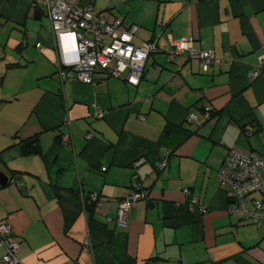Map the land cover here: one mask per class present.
<instances>
[{
    "label": "crops",
    "instance_id": "0c3cea01",
    "mask_svg": "<svg viewBox=\"0 0 264 264\" xmlns=\"http://www.w3.org/2000/svg\"><path fill=\"white\" fill-rule=\"evenodd\" d=\"M66 1L136 24L134 41L156 40L158 48L136 86L107 76L94 84L61 80L58 42L40 0H0V220L20 242L18 259L264 263V230L227 215L230 191L215 178L234 145L264 157V0ZM167 34L192 38L215 59H238L207 71L183 54L168 60ZM62 48L70 51L65 41ZM260 63V75L249 79ZM205 107L209 120L187 121ZM33 136L40 152L22 154L19 142ZM161 160L167 165L159 170ZM136 184L148 197L118 226V202ZM92 191L104 198L93 212L86 208ZM192 196L206 214L189 212Z\"/></svg>",
    "mask_w": 264,
    "mask_h": 264
},
{
    "label": "built area",
    "instance_id": "2783aa9c",
    "mask_svg": "<svg viewBox=\"0 0 264 264\" xmlns=\"http://www.w3.org/2000/svg\"><path fill=\"white\" fill-rule=\"evenodd\" d=\"M39 7L49 18L53 35L59 46V59L56 63L57 73L61 80L73 79L83 84H94L98 76L123 78L128 84L136 86L145 70L149 55L157 51V41H134L138 26L123 21L121 18H106L93 5L79 6L66 0H40ZM169 51L168 60L176 54L188 58H196L203 71L217 62L219 65L232 63L238 58L225 53L215 59L211 49L198 48L192 38H174L167 34ZM70 45V51L64 52L63 42ZM40 43H36L39 46ZM261 63L248 73V78L256 79L261 72ZM104 112L97 111L96 118H103ZM212 112L205 107L200 116L189 113L187 121L199 124L209 120ZM87 133L86 138L91 139ZM68 142L70 133L62 135ZM167 161L161 160L156 167L162 170ZM106 167H102L104 171ZM219 185L229 189L230 196L225 206L229 215H236L241 220L251 222L264 230V157L256 152L234 145L227 150L220 169L216 172ZM181 192L190 195V189L183 187ZM148 191L140 184L119 200L115 216L118 226H127L129 210L137 202L148 197ZM98 208L104 201L101 194L92 191L88 194ZM189 212L200 216L207 213V207L197 198L190 197L187 201ZM20 242L15 237L11 226L0 220V262L6 264H24L17 257ZM264 264V263H261Z\"/></svg>",
    "mask_w": 264,
    "mask_h": 264
},
{
    "label": "trees",
    "instance_id": "16d2710c",
    "mask_svg": "<svg viewBox=\"0 0 264 264\" xmlns=\"http://www.w3.org/2000/svg\"><path fill=\"white\" fill-rule=\"evenodd\" d=\"M213 115V114H212ZM21 153L24 155L36 154L40 152V146L38 144L37 136L29 137L23 139L19 142ZM99 193V192H97ZM100 194V193H99ZM86 200L88 201V206L86 207L89 211L93 212L95 203L89 200V196L87 194Z\"/></svg>",
    "mask_w": 264,
    "mask_h": 264
},
{
    "label": "rangeland",
    "instance_id": "374dc122",
    "mask_svg": "<svg viewBox=\"0 0 264 264\" xmlns=\"http://www.w3.org/2000/svg\"><path fill=\"white\" fill-rule=\"evenodd\" d=\"M227 215H229L228 213H227ZM231 216V215H230ZM232 217H233V219H237L238 220V217H235V215H232ZM231 227H233L234 229H235V227L234 226H231ZM240 227V226H239ZM233 233L234 232H230V233H227L228 234V236H232L233 235ZM236 235L238 236V234L236 233Z\"/></svg>",
    "mask_w": 264,
    "mask_h": 264
},
{
    "label": "water",
    "instance_id": "95a60500",
    "mask_svg": "<svg viewBox=\"0 0 264 264\" xmlns=\"http://www.w3.org/2000/svg\"><path fill=\"white\" fill-rule=\"evenodd\" d=\"M36 13H39V10H37Z\"/></svg>",
    "mask_w": 264,
    "mask_h": 264
}]
</instances>
